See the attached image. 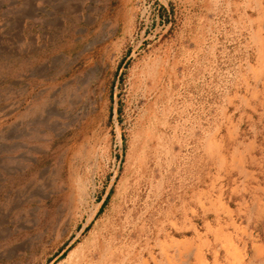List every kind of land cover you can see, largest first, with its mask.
<instances>
[{
	"label": "rangeland",
	"instance_id": "obj_1",
	"mask_svg": "<svg viewBox=\"0 0 264 264\" xmlns=\"http://www.w3.org/2000/svg\"><path fill=\"white\" fill-rule=\"evenodd\" d=\"M0 264H264V0H0Z\"/></svg>",
	"mask_w": 264,
	"mask_h": 264
}]
</instances>
